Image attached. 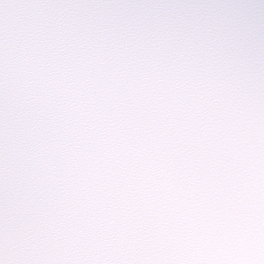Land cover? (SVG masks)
<instances>
[{"label":"clouds","instance_id":"1","mask_svg":"<svg viewBox=\"0 0 264 264\" xmlns=\"http://www.w3.org/2000/svg\"><path fill=\"white\" fill-rule=\"evenodd\" d=\"M0 264H264V0H0Z\"/></svg>","mask_w":264,"mask_h":264}]
</instances>
